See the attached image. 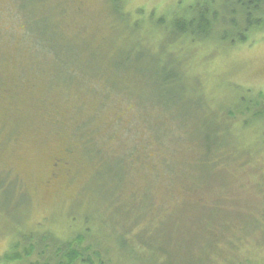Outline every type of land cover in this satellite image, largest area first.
<instances>
[{
  "label": "rangeland",
  "instance_id": "obj_1",
  "mask_svg": "<svg viewBox=\"0 0 264 264\" xmlns=\"http://www.w3.org/2000/svg\"><path fill=\"white\" fill-rule=\"evenodd\" d=\"M8 1L0 0V264H28L39 259L35 253L23 261L6 260V254L14 251L16 244L20 245L19 251L23 250L24 234L49 231L71 240L89 224L101 242L115 244L119 239L117 235L121 237L122 234L120 226L113 229L109 221L97 222L115 217L118 209L113 205L107 210L99 209L100 191L91 187V181L97 177L95 169L82 156L79 143L66 142L63 137L73 129L67 122L72 120V113H76L79 95L87 97V107L82 112L85 118L95 111L96 102L86 92L78 91L74 83L73 91L68 86L53 83L58 64L51 59V55L56 58L52 52L45 51L50 55L48 59L16 37H8L13 30L14 15L7 8ZM211 1H214L213 9L226 14L220 8L224 0H206L208 7H212ZM198 3L199 0H46L34 13L47 14L53 24L58 23L56 31L61 39L53 43V48L75 52L76 48L81 49L86 62H94L95 55L105 54L98 62L108 72L113 60L118 61L135 43L142 44L143 39L145 49L159 52L166 33L163 29H154L153 20L161 16L170 19L174 15L191 16L198 9L206 8L203 4L197 8ZM117 6L121 7L120 14H130L128 22L118 20ZM134 22H138V27L133 34L130 23ZM213 36L195 41L184 38L183 45L166 40L165 51L158 54L163 62L173 56L182 61L184 84L196 89H192L196 94L190 93L188 101L179 106L186 109L185 117L192 116L193 112L194 118H187L190 120L186 128L197 130L199 138L194 139L195 143L190 138L183 140L181 153L162 149L159 154L166 162L174 159L189 163L200 157L199 144L204 146L201 133L206 128L212 129V125L202 119L206 115L214 119L228 107H231L228 110L231 114L240 98L253 103L259 96L264 101V30H254L247 40L241 41L229 25L215 31ZM197 88L203 93L210 111L201 113L193 104L189 105V100L197 98ZM131 106L127 105L124 115L135 122L134 109L137 107ZM116 108L102 109L101 119L111 118ZM253 112L227 125L231 132L229 145L234 151L233 161L225 162L214 172L186 173L188 179H200L201 188L193 196L205 204L176 203L177 197L183 202L188 197L182 189H177L179 181H169L171 174L166 164L163 169L159 168L163 181L158 184L155 198L159 206L169 207V212L150 226L156 244L163 237L167 241L163 239L158 250H147L134 236H129L131 248L147 255L150 261L152 256L159 257V264H169V260L175 263V259L180 264H201V260H206L205 264H264V119L253 121ZM49 118L64 122L69 129L61 132V127ZM244 119L251 120L244 123ZM131 120L125 119L121 127L133 128ZM181 123L185 125V120L179 118L172 125L177 134L182 132ZM217 128H221L219 123ZM122 135L126 139L133 137L127 132ZM153 145L154 152H158L155 146L161 145L156 142ZM151 154L161 160L159 154ZM150 171L153 172L152 167ZM131 179L129 189L136 190L139 181L136 176ZM217 199L222 204L219 212L213 210ZM119 210L134 211L131 216L134 214L135 218L136 209ZM181 213L189 220L173 224L171 219ZM255 220L261 230L252 231L245 226ZM226 225L231 226L229 231L224 229ZM133 228L136 229L135 223ZM215 237L220 239L217 244ZM217 245L219 250L215 249ZM237 248L239 250L234 252ZM124 253V264H144Z\"/></svg>",
  "mask_w": 264,
  "mask_h": 264
},
{
  "label": "trees",
  "instance_id": "obj_2",
  "mask_svg": "<svg viewBox=\"0 0 264 264\" xmlns=\"http://www.w3.org/2000/svg\"><path fill=\"white\" fill-rule=\"evenodd\" d=\"M44 1L46 0H9L7 8L14 15L11 26L13 30L9 31L8 37L11 39L16 37L20 43L29 45L31 50L37 49L36 51H40L48 59H50V55L45 51L52 52L56 58L51 55V59L53 58V61L58 64V76L57 74L54 76L56 82L53 83L68 86L71 90L72 83H74L78 91L81 89L82 92H86V95L96 102L95 111L85 118L82 112L87 107L85 106L87 97L83 98L80 92V97L77 98L78 101L75 104L77 106L76 113H72V120L69 119L67 122L68 127L72 126L73 129L67 133L68 136L61 135L66 137V139L64 138L66 142H78V145L82 147V156L95 169L97 177L91 181V187L95 188L97 192L100 191L99 209L107 210L111 205L114 209H118L115 211V217H107V220L101 219L97 223L104 224L103 222L109 221L113 229L120 226L122 234L121 237L117 235L119 239L115 244L101 242L100 237H96L89 228V224L84 232L75 235L71 240L62 239L49 231L41 234H24V237L22 236L25 241L23 250L19 251L18 246L20 247V245L16 244L13 248L14 251L7 253L5 258L6 260L19 259L23 261L26 257L29 258L36 253L39 259L28 264H124V252H127L144 264L146 261L147 264H159V257L152 256L150 261L147 255L139 254L129 246V236H134L138 243L147 250H158L161 248V241L165 239L163 237L156 244L153 239V229L150 226L157 219L166 216L169 210V207L159 206L160 203L155 198L158 184L163 181L159 168L166 164L171 174L169 181H179L177 189H182V192L188 197L183 202L176 196V203L205 204V201L193 196L201 188L200 179L195 181L188 179L186 173L214 172L221 168L225 162L233 161L234 151L229 145L231 132L227 125L252 110H254L253 121L263 120L264 101L259 96L253 103H248L246 99L240 98L236 103L237 108L233 109L231 114L228 111L231 107H228L223 108L221 114L216 115L214 119L206 115L202 119L206 124L207 122L211 124L212 129L206 128L201 133L204 137V146L199 144L200 157L189 163H180L174 159L166 162L159 154L162 149L169 148L171 152L181 153L183 151L180 150V145L183 140L190 138L192 143H195L194 139L198 140L199 138L197 130L186 128L187 122L194 118L193 112H191L192 116L189 114L185 117L186 109H181L179 106L184 101H188V97L192 96L189 94L196 89L184 84L185 76L181 71L182 61L173 56L163 62L161 58H158V54L165 51L167 41L183 45L184 38H188L189 41L214 38L215 31L229 25L235 29L238 40H247L252 31L264 30V0H224L220 8L226 14L220 13L218 9H213L215 7L211 4L214 5V1L210 2L212 7H208L209 3L205 2L206 0H199L197 8L200 4L206 8L198 9L195 11L196 14L191 16L174 15L171 19L161 16L153 20V28L163 29L166 33L165 40H163L165 43H162L159 52L152 53L145 49L147 47L144 46L143 39L142 44L141 42L139 45L135 43L118 61L113 60L111 70L108 72L104 71L107 68L102 67L98 62L105 54H97L94 62L90 60L86 62L82 58L81 49L76 48L75 52L73 49L70 51L53 48V43L57 44V41L61 39V35L56 31L58 23L53 24L47 14L34 13ZM120 9L121 7L117 6L116 17L122 22H128L130 14H120ZM130 26L134 34L137 31L138 22L130 23ZM62 53H64V58ZM114 55L112 58H115ZM197 90V98L189 100V105L193 104L201 113L210 111L203 93L198 88ZM74 93L78 94L76 91ZM254 102L255 106H252ZM131 104L133 105L131 108L137 107L134 109L136 110L135 122L124 115L127 105ZM82 106L84 108H81ZM114 106L117 108L112 111L111 118H107V116L101 119L104 113L102 109ZM188 117L190 119H187ZM179 118L185 120L186 126L181 123L182 132L177 134L172 125L178 122ZM51 119L49 118L54 125L61 127V132L69 129L66 128L64 122ZM125 119L134 122L133 128L121 127ZM250 120L244 119L243 122L246 123ZM218 123L221 128H217ZM126 132L132 134L133 137L126 139V136L122 135ZM135 133L137 134L134 138ZM153 142L161 145L155 146V149H159L158 152H154ZM151 153L159 154L161 160L152 156ZM148 161H151V164ZM150 167L153 172L150 171ZM132 176H136L139 181L136 190L129 189ZM205 187L208 188V185L205 184ZM128 192L129 194L126 196L125 194ZM218 200H214L213 210L216 212H219V205H222ZM119 207L125 210L136 209L135 218L134 214L131 216V212L134 211H121ZM185 217L186 214L181 213L172 218L171 222L173 224L186 223L189 218L185 219ZM121 219L125 220L122 222ZM86 221L88 223V219ZM245 226L252 231L262 228L257 220L249 222ZM175 228L177 230V227ZM230 228V225H226L224 229L229 231ZM178 232H182L179 227ZM237 239L240 237L237 236ZM219 240V237L214 239L216 244ZM215 249L219 250V246L217 245ZM238 250L239 248L234 252ZM205 261L201 260L200 263L205 264ZM169 264L180 263L175 259V263H171L169 260Z\"/></svg>",
  "mask_w": 264,
  "mask_h": 264
}]
</instances>
